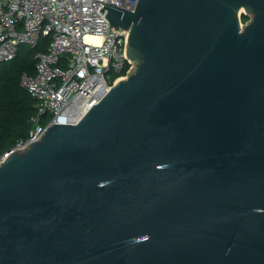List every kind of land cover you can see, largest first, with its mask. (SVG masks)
I'll list each match as a JSON object with an SVG mask.
<instances>
[{"label":"water","instance_id":"95a60500","mask_svg":"<svg viewBox=\"0 0 264 264\" xmlns=\"http://www.w3.org/2000/svg\"><path fill=\"white\" fill-rule=\"evenodd\" d=\"M99 11L131 66L0 159V264H264V0Z\"/></svg>","mask_w":264,"mask_h":264},{"label":"built area","instance_id":"2783aa9c","mask_svg":"<svg viewBox=\"0 0 264 264\" xmlns=\"http://www.w3.org/2000/svg\"><path fill=\"white\" fill-rule=\"evenodd\" d=\"M102 1L132 9L137 0H0V61L15 57L21 44L34 46L50 35L47 49L34 54V73L21 71L19 84L35 101L27 135L12 147L34 140L52 122H76L124 77L126 29L109 27ZM48 115L47 121H42ZM11 147V148H12ZM7 150L0 152V159Z\"/></svg>","mask_w":264,"mask_h":264},{"label":"trees","instance_id":"16d2710c","mask_svg":"<svg viewBox=\"0 0 264 264\" xmlns=\"http://www.w3.org/2000/svg\"><path fill=\"white\" fill-rule=\"evenodd\" d=\"M246 19L242 15V20ZM49 41V34L41 35L34 46L21 44L13 59L0 61V152L11 148L30 129L28 118L35 111V101L19 84V74L34 73V54L46 50ZM48 117L45 115L42 121L45 123Z\"/></svg>","mask_w":264,"mask_h":264},{"label":"rangeland","instance_id":"374dc122","mask_svg":"<svg viewBox=\"0 0 264 264\" xmlns=\"http://www.w3.org/2000/svg\"><path fill=\"white\" fill-rule=\"evenodd\" d=\"M23 45H25V46H29L28 44H23Z\"/></svg>","mask_w":264,"mask_h":264}]
</instances>
